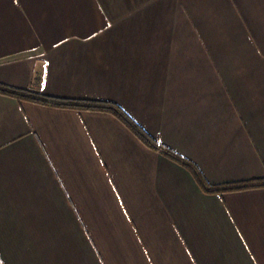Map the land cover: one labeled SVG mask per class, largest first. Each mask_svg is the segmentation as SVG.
<instances>
[{
	"label": "crops",
	"instance_id": "obj_1",
	"mask_svg": "<svg viewBox=\"0 0 264 264\" xmlns=\"http://www.w3.org/2000/svg\"><path fill=\"white\" fill-rule=\"evenodd\" d=\"M0 82L264 181V0H0ZM0 264H264V186L0 93Z\"/></svg>",
	"mask_w": 264,
	"mask_h": 264
},
{
	"label": "trees",
	"instance_id": "obj_2",
	"mask_svg": "<svg viewBox=\"0 0 264 264\" xmlns=\"http://www.w3.org/2000/svg\"><path fill=\"white\" fill-rule=\"evenodd\" d=\"M0 93L16 97L20 100L31 101L43 105L79 110H99L111 112L121 120H123L147 145L155 149H160L162 153H164L168 157L190 168L195 174L200 185L207 192L223 193L227 191L264 186V181H249L239 184L210 185L202 176L197 165L194 162H192L190 159L186 158L179 152L175 151L174 149L168 146L160 145L158 140L153 138L146 130H144L139 124H137V122H135L116 102L56 97L26 88L14 87L1 82Z\"/></svg>",
	"mask_w": 264,
	"mask_h": 264
}]
</instances>
